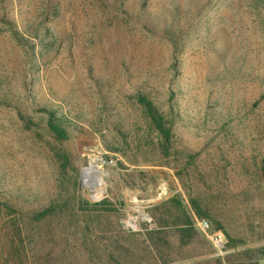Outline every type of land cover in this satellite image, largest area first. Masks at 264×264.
Segmentation results:
<instances>
[{
    "label": "rangeland",
    "instance_id": "rangeland-1",
    "mask_svg": "<svg viewBox=\"0 0 264 264\" xmlns=\"http://www.w3.org/2000/svg\"><path fill=\"white\" fill-rule=\"evenodd\" d=\"M0 264H264V0H0Z\"/></svg>",
    "mask_w": 264,
    "mask_h": 264
},
{
    "label": "trees",
    "instance_id": "trees-1",
    "mask_svg": "<svg viewBox=\"0 0 264 264\" xmlns=\"http://www.w3.org/2000/svg\"><path fill=\"white\" fill-rule=\"evenodd\" d=\"M139 103L144 107L148 117L150 118L155 129L161 135L163 141V147L167 150L171 142V127L167 124L164 117L158 112L153 102L146 97H140ZM49 130L59 139L66 137L65 130L61 127V124L55 121L53 117L48 121ZM195 206L197 204L195 203Z\"/></svg>",
    "mask_w": 264,
    "mask_h": 264
},
{
    "label": "built area",
    "instance_id": "built-area-1",
    "mask_svg": "<svg viewBox=\"0 0 264 264\" xmlns=\"http://www.w3.org/2000/svg\"><path fill=\"white\" fill-rule=\"evenodd\" d=\"M113 165H115L114 159L109 158V157L100 156V155H94L91 158L89 166L84 168V170L91 167V166H94L95 168H97L100 171L102 179H103V169L105 167L113 166ZM86 187H88L90 192H91L90 187L89 186H86ZM197 225H198L199 229L209 239L211 245L215 249L216 254L219 257H223L227 253V245H228V239H227L225 233L222 230L212 231L211 227H210V223L206 219H202V220L198 221Z\"/></svg>",
    "mask_w": 264,
    "mask_h": 264
},
{
    "label": "bare ground",
    "instance_id": "bare-ground-1",
    "mask_svg": "<svg viewBox=\"0 0 264 264\" xmlns=\"http://www.w3.org/2000/svg\"><path fill=\"white\" fill-rule=\"evenodd\" d=\"M85 173L87 176V184L91 189L93 198L100 199L103 194V179L100 171L94 166H91L85 170Z\"/></svg>",
    "mask_w": 264,
    "mask_h": 264
}]
</instances>
